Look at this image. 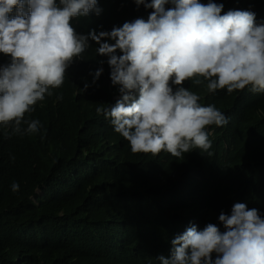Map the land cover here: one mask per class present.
I'll return each instance as SVG.
<instances>
[{"label": "clouds", "instance_id": "clouds-1", "mask_svg": "<svg viewBox=\"0 0 264 264\" xmlns=\"http://www.w3.org/2000/svg\"><path fill=\"white\" fill-rule=\"evenodd\" d=\"M168 4L172 7L167 8ZM125 7L132 15L109 22L105 30L100 0H0V53L10 60L0 65V136L15 147L39 133L41 122L27 119L26 114L63 86L73 64L84 60L90 66L86 72L90 81H105L108 93L93 119L101 118L102 125L118 136L114 144L119 160L138 163L126 153L121 157L124 145L131 154L167 162L165 173L148 165L144 179L116 187L118 192L141 187L154 194L152 201L141 202L139 197L133 201L143 204L146 214L157 212L171 223L165 247L152 256L149 250L146 264H264V218L260 215L264 207L236 197L250 202L249 207L237 202L230 215L225 214L230 199L214 215L222 225L207 224L204 215H212L211 203L218 200L224 185V166L218 158L207 167L197 159L211 156L218 146V128H226L230 119L207 99L208 93L225 89L228 94L237 90L250 96L264 93V23L258 24L256 14L249 10L222 14L224 5L212 0L207 4L128 0L119 10ZM91 17L98 32H89ZM96 54L101 65L93 61ZM189 80L203 85L205 91L198 94L193 84L184 86ZM230 145L228 138L220 145L221 151L234 154ZM178 167L183 170L179 183L187 187L185 194L182 189L178 193ZM107 182L114 186L110 179ZM169 185H175L172 194L165 191ZM43 189L49 185L38 187L36 193L44 195ZM11 190L19 191V185L13 182ZM31 200L32 205H39L36 197ZM133 201L121 202L125 213L112 214L117 204L113 195L97 194L88 200V209H99L105 222L88 214L86 222L109 232L96 258L117 259L118 264H131L136 258L132 245L115 244L134 225L127 213L134 208ZM182 201L196 215L177 224ZM165 217L160 218L168 222ZM23 235L32 241L34 228L24 230Z\"/></svg>", "mask_w": 264, "mask_h": 264}, {"label": "trees", "instance_id": "trees-1", "mask_svg": "<svg viewBox=\"0 0 264 264\" xmlns=\"http://www.w3.org/2000/svg\"><path fill=\"white\" fill-rule=\"evenodd\" d=\"M125 1L128 0H100L103 8L101 26L105 30L109 22L132 15L128 7L119 10ZM200 2L207 4L209 0ZM212 2L224 5L222 14L229 10H249L256 14L258 24L264 23V0ZM167 6L172 7L171 4ZM95 26L96 20L91 17L89 32L95 30ZM9 61L0 53V65ZM93 61L101 65L97 54ZM89 67L84 60L73 64L63 86L52 90V96H46L33 113L26 114L27 119H38L42 125L39 133L29 136L28 142L13 147L0 136V141L5 143L0 142V264H118L117 259L95 257L109 232L86 222L87 214L93 220L104 221L105 218L99 209H88V200L92 195H113L114 202H117L112 212L115 214L119 210L125 213L126 208L121 209V202L133 201L135 197L148 202L155 197L141 187L116 191L118 186L144 179L148 165L165 173L167 162L143 153L131 154L124 145L121 157L126 153L129 160L136 159L138 163L119 160L114 144L118 136L102 125L101 118L94 120L96 108L108 91L103 87L105 81H90V74H86ZM188 84H193L198 94L205 91L203 85H196L191 80L184 86ZM207 99L221 107L219 110L227 117L230 116L228 126L217 130L215 142L218 146L211 156L197 158L204 167L217 158L224 166V185L218 191V200L211 203L212 215H204L207 224L220 227L222 224L214 215L230 199L224 209L228 215L237 202L250 205V202H240L236 197H246L264 207V93L250 96L237 90L228 94L225 89L208 93ZM228 138L234 154L221 151L220 145L223 146ZM182 171L181 167L176 169L175 179L178 193L182 189L185 194L187 187L179 183ZM168 178L174 181L172 174ZM107 179L113 181L115 187L109 185ZM13 182L19 185V191L11 190ZM46 184L49 189H43L44 195L36 193L38 187ZM165 191L172 194L176 191L175 185L167 186ZM32 196L36 197L38 206L32 205ZM134 205L127 211L134 218V225L123 241L115 240V244L117 247L132 245L137 256L131 264H146L149 250H152L149 256L163 250L172 226L165 216H158L157 212L146 214L143 204L134 202ZM177 213V224L196 215L184 201ZM260 215L264 218L263 213ZM160 217H165L168 222ZM31 226L35 230L32 241L29 235H23Z\"/></svg>", "mask_w": 264, "mask_h": 264}, {"label": "bare ground", "instance_id": "bare-ground-1", "mask_svg": "<svg viewBox=\"0 0 264 264\" xmlns=\"http://www.w3.org/2000/svg\"><path fill=\"white\" fill-rule=\"evenodd\" d=\"M81 115H83V114H81ZM91 168V167H90Z\"/></svg>", "mask_w": 264, "mask_h": 264}]
</instances>
